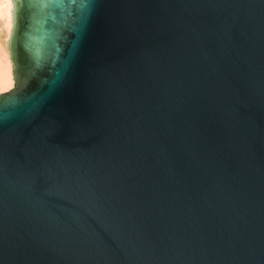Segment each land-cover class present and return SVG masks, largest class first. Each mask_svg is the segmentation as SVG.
<instances>
[{"label": "water", "instance_id": "95a60500", "mask_svg": "<svg viewBox=\"0 0 264 264\" xmlns=\"http://www.w3.org/2000/svg\"><path fill=\"white\" fill-rule=\"evenodd\" d=\"M0 264H264V0H13Z\"/></svg>", "mask_w": 264, "mask_h": 264}, {"label": "bare ground", "instance_id": "6f19581e", "mask_svg": "<svg viewBox=\"0 0 264 264\" xmlns=\"http://www.w3.org/2000/svg\"><path fill=\"white\" fill-rule=\"evenodd\" d=\"M13 10V0H0V90L14 85L13 65L9 53V39L13 28Z\"/></svg>", "mask_w": 264, "mask_h": 264}, {"label": "rangeland", "instance_id": "374dc122", "mask_svg": "<svg viewBox=\"0 0 264 264\" xmlns=\"http://www.w3.org/2000/svg\"><path fill=\"white\" fill-rule=\"evenodd\" d=\"M5 28H6V27H5ZM7 46H8V44H7ZM9 53H10V52H9ZM11 87H12V86H11ZM11 87H9V88H11ZM9 88H6V89L4 88L3 90H0V92H1V91H5V90H8Z\"/></svg>", "mask_w": 264, "mask_h": 264}]
</instances>
